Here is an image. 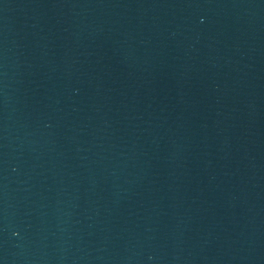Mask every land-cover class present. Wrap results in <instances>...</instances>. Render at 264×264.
I'll list each match as a JSON object with an SVG mask.
<instances>
[{"label":"water","instance_id":"obj_1","mask_svg":"<svg viewBox=\"0 0 264 264\" xmlns=\"http://www.w3.org/2000/svg\"><path fill=\"white\" fill-rule=\"evenodd\" d=\"M0 264H264V0H0Z\"/></svg>","mask_w":264,"mask_h":264}]
</instances>
